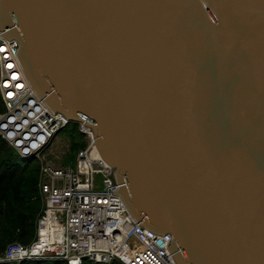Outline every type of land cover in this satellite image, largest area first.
Here are the masks:
<instances>
[{
  "label": "water",
  "instance_id": "95a60500",
  "mask_svg": "<svg viewBox=\"0 0 264 264\" xmlns=\"http://www.w3.org/2000/svg\"><path fill=\"white\" fill-rule=\"evenodd\" d=\"M0 34L176 264H264V0H0Z\"/></svg>",
  "mask_w": 264,
  "mask_h": 264
},
{
  "label": "built area",
  "instance_id": "2783aa9c",
  "mask_svg": "<svg viewBox=\"0 0 264 264\" xmlns=\"http://www.w3.org/2000/svg\"><path fill=\"white\" fill-rule=\"evenodd\" d=\"M11 65V67H9ZM0 138L20 158L34 156L39 164L40 209L28 244L10 242L0 263L60 260L66 264H176L170 233L143 226L126 207L113 168L99 155L90 126L73 122L50 109L28 86L18 63V42L0 34ZM76 123L84 146L74 167L49 159L53 141ZM19 142V143H18ZM131 241H136L134 247Z\"/></svg>",
  "mask_w": 264,
  "mask_h": 264
},
{
  "label": "trees",
  "instance_id": "16d2710c",
  "mask_svg": "<svg viewBox=\"0 0 264 264\" xmlns=\"http://www.w3.org/2000/svg\"><path fill=\"white\" fill-rule=\"evenodd\" d=\"M3 111L4 106L0 99V113ZM67 127L69 124L64 129ZM83 146V139L80 138L75 143L69 142L68 149L73 147L78 150ZM38 167L34 156L20 158L15 150L0 138V253L10 242L28 244L34 235V222L40 209L37 192ZM0 264L66 263L60 260H26ZM82 264L91 263L83 260ZM109 264L122 263L111 261Z\"/></svg>",
  "mask_w": 264,
  "mask_h": 264
},
{
  "label": "rangeland",
  "instance_id": "374dc122",
  "mask_svg": "<svg viewBox=\"0 0 264 264\" xmlns=\"http://www.w3.org/2000/svg\"><path fill=\"white\" fill-rule=\"evenodd\" d=\"M83 139L77 130L76 123L73 126V123L69 124V127L60 131L57 134V139L53 141L49 159L61 163L63 167H74V156L77 151L76 148H69V142L75 143L77 140ZM88 262V261H87ZM91 263V262H89ZM92 264V263H91Z\"/></svg>",
  "mask_w": 264,
  "mask_h": 264
},
{
  "label": "bare ground",
  "instance_id": "6f19581e",
  "mask_svg": "<svg viewBox=\"0 0 264 264\" xmlns=\"http://www.w3.org/2000/svg\"><path fill=\"white\" fill-rule=\"evenodd\" d=\"M19 143V142H18ZM98 152V151H97ZM171 235V234H170ZM132 242V245L134 246V247H136L137 246V243H136V241H131Z\"/></svg>",
  "mask_w": 264,
  "mask_h": 264
},
{
  "label": "snow or ice",
  "instance_id": "6c2138e0",
  "mask_svg": "<svg viewBox=\"0 0 264 264\" xmlns=\"http://www.w3.org/2000/svg\"><path fill=\"white\" fill-rule=\"evenodd\" d=\"M9 67H11V65H9Z\"/></svg>",
  "mask_w": 264,
  "mask_h": 264
}]
</instances>
